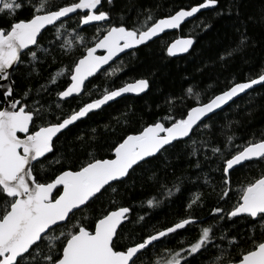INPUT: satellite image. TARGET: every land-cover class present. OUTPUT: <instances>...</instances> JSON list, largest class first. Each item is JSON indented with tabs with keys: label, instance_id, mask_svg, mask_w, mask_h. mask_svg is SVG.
<instances>
[{
	"label": "snow or ice",
	"instance_id": "obj_1",
	"mask_svg": "<svg viewBox=\"0 0 264 264\" xmlns=\"http://www.w3.org/2000/svg\"><path fill=\"white\" fill-rule=\"evenodd\" d=\"M104 2L71 0L57 6L53 0H0V15L6 14L10 21L7 26H0V99L7 104L0 107V264H145L144 257L151 249L164 238L196 223L195 217L179 218L170 226L142 235L136 231L135 224L143 221L144 217L139 216L133 222L130 219L132 209L128 206L104 209L90 222H86L89 220L87 216L78 218L77 214L85 212L105 192L110 190L115 194L117 188L114 184L123 183L136 168L163 156L177 142L184 141V138L191 140L197 130H211L212 125L207 121L234 98L246 94L254 86H264V70L242 81L233 80L230 86L206 101L201 100L199 93L189 86L185 95L169 97L165 101L168 112L140 131L125 134L105 145H88L94 150L85 149L86 159L68 157L67 167L60 158H56L54 162L61 165L58 174L50 180L38 179L37 165L44 168L48 154L54 153L56 141L77 122L101 110L122 94H139L149 88L146 78L118 88L105 87L98 98L66 114L60 104L56 105L60 109L57 114L37 99L41 91H50L43 85L38 91L29 85L22 94L17 93L16 71L21 65L27 66L22 57L26 53L31 61L38 59L33 48L39 45V39L49 26L55 29L54 36L59 39L61 29L65 28L72 15L78 17L77 27L81 30L84 26L109 23L103 30L97 27L100 35L94 38V43L85 46L71 66L60 68L48 81L51 85H56L61 77L70 81L66 88L56 92L61 101L67 102L69 98L83 94L87 89L86 81L118 54L146 45L165 30L180 28L186 18L193 17L202 9H215L219 4V0H202L195 6L188 9L181 7L163 18L156 19L149 13L143 22L111 24L110 8L114 0H106L108 10L104 8ZM26 5L32 10L30 16L15 19L17 11ZM223 14L222 11L217 12V15ZM78 38L83 45L84 37ZM51 43L55 45V40ZM67 44L65 42L59 47L63 50ZM193 44L192 37L176 39L167 47V54L186 53ZM247 46L248 37L242 33L236 49L227 55L231 57ZM98 50H104L105 54L97 55ZM48 51L45 49V52ZM32 71L36 69L33 67ZM27 75L31 76V72ZM189 97H194L195 103L187 105L177 118L172 110L177 102L183 105ZM77 139L84 143L83 136ZM192 144L196 145L197 141L192 140ZM200 144L211 146L213 156L220 161L217 169L221 173L218 201L223 204L231 201L228 210L218 204L211 209L210 215L217 224L222 221L235 223L236 219L249 220L252 223L251 235H230L228 230H224L217 238L213 226L203 227L194 242L187 247L182 244L178 250L167 249L168 258L157 261V264H191L190 257L194 259L209 248H215L220 253L213 258V264H264V239L257 240L255 237L257 226L261 229V236H264V173L241 185L235 195L231 179L232 172L244 167L246 162L264 163V136L249 140L243 146L235 143L234 134L217 145H212L211 138L200 141ZM105 149L109 155H100ZM197 151L193 147L192 154L196 155ZM205 159L211 158L205 156ZM196 167H200L199 161ZM162 187V195L167 198L173 196V190L177 193L181 190L179 184ZM212 191L216 192V186L212 187ZM201 201L202 195L197 194L187 204V209L193 211L194 206H201ZM111 203L115 205L116 202L113 200ZM146 203L152 208L159 206L161 201L152 197ZM129 224L133 227L128 228ZM245 238L251 241V245L235 260L230 253L225 258L226 250L217 243V239L227 240L229 247L236 248ZM124 239L127 242L120 243Z\"/></svg>",
	"mask_w": 264,
	"mask_h": 264
},
{
	"label": "trees",
	"instance_id": "obj_2",
	"mask_svg": "<svg viewBox=\"0 0 264 264\" xmlns=\"http://www.w3.org/2000/svg\"><path fill=\"white\" fill-rule=\"evenodd\" d=\"M68 2L71 0H53L57 6H63ZM201 2L202 0H115L110 8V23L119 24L121 21H127L128 24H132L137 20L143 22L149 13L159 19L174 14L181 7L188 9ZM104 8L109 9L106 2ZM31 11L26 5L17 11L15 19L28 18ZM221 11L224 14L217 15V12ZM77 21V16L67 20L65 28L61 29L59 39L54 36V28L46 30L39 39V45L33 48L37 51L36 61H31V57L24 54L22 58L27 66L21 65L14 77L17 93L22 94L29 85L38 91L43 85L50 91H41L37 99H40L45 108L51 107L57 114L60 113V109H57L56 105L60 104L66 114L71 109L98 98L105 87L118 88L126 83L146 78L149 80L150 88L143 96L123 97L100 111L89 114V117L71 127L70 131L56 141L54 153L48 154L44 168L41 169L37 165L36 174L40 180H50L58 174L61 165L54 162L56 158H60L67 167L68 157L79 156L86 159L85 149L94 150L88 145L101 146L106 142H114L125 134L140 131L146 124L164 116L168 112L165 101L169 97L185 95L189 86L195 93H199L201 100L206 101L230 86L233 80L242 81L264 70V0H219L217 8L200 14L179 32L166 34L121 58L88 82L87 89L81 97L62 102L56 92L66 88L70 81L66 77H61L56 85H51L48 83L51 76L60 68L71 66L84 51V47L94 43V38L100 35L96 31L97 27L103 30L109 26L107 22L81 30L77 27ZM9 23L6 14L0 15V26H7ZM242 33L248 37V46L229 57L227 53L236 49ZM68 35L74 36L76 45L72 48L65 46L62 50L59 45L65 44L64 37ZM79 36L84 37L83 45ZM179 37L194 38V45L186 55L172 58L167 54V47ZM53 40L55 45L51 43ZM45 49L49 51L45 52ZM221 56L224 57L223 60L220 59ZM33 67L36 71H32ZM29 72L31 76L27 75ZM33 95H36V91ZM194 103V97L187 98L183 105L177 102L172 110L173 114L179 118V113L187 105ZM207 123L212 125L211 130H197L191 140L177 142L176 146L163 156L151 160L148 165L136 168L123 183L114 184L117 188L115 194L110 190L105 192L85 212L78 213V218L87 216L89 220L86 222H90L104 209L128 206L132 209L130 219L133 222L139 216L144 217L143 221L135 224V228L138 233L146 235L170 226L179 218L189 215L195 217L196 223L174 236L163 239L151 249L144 257L145 264H157V261L167 259V249L178 250L182 244L187 247L197 239L203 227L213 226L217 238L224 230H228L230 235L244 236L245 233L251 235L252 223L249 220L236 219L235 223L222 221L217 224L215 218L210 215L211 209L218 204H222L228 210L231 201L229 204L218 201L221 173L217 169L220 161L213 156L211 146L201 145L200 141H208L211 138L212 145H217L218 142H226L227 136L234 134L235 143L243 146L249 140H258L264 136V86L239 98ZM78 136L84 137L83 144L77 139ZM192 140L197 141V144L193 145ZM193 147L198 149L196 155L192 154ZM100 155L109 153L105 149ZM205 156L211 159L206 160ZM197 161L200 162L199 168L196 167ZM262 173L264 163H247L233 171L231 174L233 195L241 185ZM175 184H179L180 192L173 190L171 198L162 195L164 192L162 185L172 187ZM213 186H216V192L212 191ZM197 194L202 195L201 206H194V210L190 212L187 204ZM152 197L161 201L159 206L152 208L147 206V199ZM113 200L116 202L115 205L111 203ZM132 227L133 225H128V228ZM125 235L127 236V232ZM255 237L257 240L264 239L259 226L255 229ZM126 242V239L120 241ZM217 243L221 249L226 250L225 258L230 253L233 260L251 245V241L246 238L236 248L229 247L227 240L217 239ZM219 254L217 249L209 248L196 258L189 259L191 264H213V258Z\"/></svg>",
	"mask_w": 264,
	"mask_h": 264
},
{
	"label": "water",
	"instance_id": "obj_3",
	"mask_svg": "<svg viewBox=\"0 0 264 264\" xmlns=\"http://www.w3.org/2000/svg\"><path fill=\"white\" fill-rule=\"evenodd\" d=\"M114 1H115V0H114ZM105 2H106V0H105ZM209 10H213V9H212V8H209V9H202L199 13L194 14L193 17L186 18V20L182 23V25H181L180 28H178V29H167V30H165V32L160 33L157 37H154L151 41L147 42L146 45H148V44H150V43H152V42H154V41L160 39L161 37H163V36L166 35V34H171V33L179 32V31L182 29L183 26H185L186 24H188V23L194 21L195 19H197V17H198L200 14H202V13H204V12H207V11H209ZM75 16H76V15H72L71 18H73V17H75ZM68 20H69V19H68ZM104 23H107V22H100V23L95 24V25L104 24ZM92 26H93V25H92ZM87 27H90V26H84V28H87ZM49 28H51V26H49ZM44 32H45V31H44ZM179 38H187V37H179ZM179 38H178V39H179ZM193 39H194V38H193ZM174 41H175V40H174ZM174 41H173V42H174ZM173 42H172V43H173ZM146 45H140V46H138L137 48H134V49H127V50H125L124 53H120V54H118V56H117V57H114L112 61H110L108 64L102 66L101 71L98 72L94 77H90L89 80L86 81V85L88 84V82H90V81H91L92 79H94L96 76H98L99 74H101L102 72H104L105 70H107L109 67H111L113 64H115L117 61H119V60H120L121 58H123L124 56H126V55H128V54H130V53L136 51L137 49H139V48H141V47H143V46H146ZM193 45H194V44H193ZM193 45H192V47H193ZM35 47H36V46H34V48H35ZM192 47L189 49V51L192 49ZM189 51H188V52H189ZM188 52H186V53H177V55H175V56H170V57H172V58H178V57H181V56L186 55ZM96 54H97V55H104L105 52H104V50H98ZM132 83H134V82H132ZM258 87H260V85L254 86V88L251 89V90H248L246 94L250 93L251 91L255 90V89L258 88ZM149 88H150V87H149ZM149 88L146 89L144 92L139 93V94H137V93H125V94H122L120 97H117L114 101H110L107 105L103 106L102 109H103L104 107H106V106H108V105L114 103L115 101L120 100V99L123 98V97H128V96H134V97L143 96V95H145V94L149 91ZM83 94H84V93H83ZM83 94H81L80 96H75L74 98L81 97ZM246 94L242 93V94H240L238 97L234 98L233 101H230L227 105L223 106L222 109L217 110V112H216L215 115H217V114L221 113L222 111H224L225 109H227V108H228L229 106H231L236 100H238L239 98L243 97V96L246 95ZM70 99H72V98H69V100H70ZM60 101H61V100H60ZM62 102H64V101H62ZM6 106H7V104H5V103L3 102L2 99H0V107H6ZM98 111H100V110H97V111H95V112H98ZM90 114H91V113H90ZM215 115H213V116H215ZM213 116H212V117H213ZM84 119H85V118H84ZM186 140H188V138H184V141H186ZM247 163H250V162H246V164H247ZM180 231H181V230H180ZM164 239H165V238H164Z\"/></svg>",
	"mask_w": 264,
	"mask_h": 264
},
{
	"label": "rangeland",
	"instance_id": "obj_4",
	"mask_svg": "<svg viewBox=\"0 0 264 264\" xmlns=\"http://www.w3.org/2000/svg\"><path fill=\"white\" fill-rule=\"evenodd\" d=\"M64 42H68V44L66 45L67 48H72L73 46L76 45V43L74 42V36L73 35L65 36Z\"/></svg>",
	"mask_w": 264,
	"mask_h": 264
}]
</instances>
